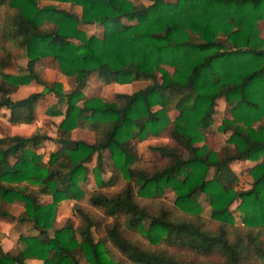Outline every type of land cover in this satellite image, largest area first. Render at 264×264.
I'll return each mask as SVG.
<instances>
[{"label":"trees","instance_id":"obj_1","mask_svg":"<svg viewBox=\"0 0 264 264\" xmlns=\"http://www.w3.org/2000/svg\"><path fill=\"white\" fill-rule=\"evenodd\" d=\"M57 2L78 5L79 15ZM1 4L8 13L0 18V108L8 111L10 122L29 123L39 99L52 94L55 103L46 110L62 115L57 124L62 133L45 156L35 150L51 139L43 132L0 136V216L28 221L36 231L18 235L14 252L0 245V264H31L26 259L80 264L79 256L88 264H118L113 251L135 264H244L251 249L264 264V242L258 237L264 234V0ZM80 23L100 24L101 35L87 34ZM46 56L73 78L68 90L57 80H45ZM11 57L25 63L5 72ZM90 73L102 84L148 82L110 99L84 96ZM31 81L41 89L9 96ZM218 97L227 114L216 130L229 133L216 148L209 144L216 135L208 131ZM75 127L90 130L92 141L70 138ZM162 132L179 150L151 146L161 162L140 161L136 142ZM92 154L94 183L86 187L85 162ZM258 158L247 169L249 187L235 188L230 163ZM104 168L109 170L105 178ZM165 189L171 191L170 203L162 198ZM201 195L208 205L205 217L217 224L214 229L203 226ZM63 199L72 201L78 223L66 218L50 235ZM236 199L239 223L230 208ZM148 200L157 204L150 206ZM11 204L21 206L15 216ZM90 208L98 209L101 218ZM229 227L245 228L246 240L238 233L229 240ZM99 228L102 233L95 238ZM170 247L221 258L194 262Z\"/></svg>","mask_w":264,"mask_h":264},{"label":"rangeland","instance_id":"obj_2","mask_svg":"<svg viewBox=\"0 0 264 264\" xmlns=\"http://www.w3.org/2000/svg\"><path fill=\"white\" fill-rule=\"evenodd\" d=\"M172 1V0H169ZM39 4L53 2V0H38ZM133 3H142L146 4L149 0H132ZM57 5L73 11L77 15L80 13V7L78 5H70L67 2H57ZM8 13V9L5 5H0V18L4 17ZM87 34H94L96 36H100L102 33V27L98 23H89V24H78ZM264 32V31H263ZM3 44L2 37L0 36V53H1V46ZM12 53H15L13 51ZM44 62V78L47 81L57 80L62 84V87L65 90L70 88V85L73 81L72 77L65 76L62 74L57 66V63L54 58L50 56H46L43 58ZM25 63L24 58H15L11 57L9 60V64L3 67V71L5 72H15L18 68V65H23ZM148 81L147 80H137L128 83H116L110 82L107 84H102L96 77L95 74L90 73L88 75L86 85L82 89L84 96L90 95H99L104 99H110L115 96L116 93L120 92H131L135 89L143 87ZM41 85L37 84L34 81L29 82L25 85H20L15 91L9 93V96L12 98H19L31 91H36L41 89ZM55 97L52 94H44L36 104L35 107V114L34 118L29 123H12L8 120V111L4 108H0V136L7 135V134H21V135H29L34 131L38 130L50 136L51 139H46L40 145L35 147V150L38 152H42L43 155H47L49 151H51L55 147V143L53 141L54 138L60 135L61 130L57 127V124L60 122L62 115H54L47 113L46 107L51 103H55ZM80 103V101H78ZM171 115L174 114V111L169 112ZM226 108L224 105L223 98L218 97L215 100L214 104V111L212 113V123L209 128V133H214L216 135V140L210 139L209 144L212 147H219L222 143H224L225 138L228 136L229 130L225 132H217L216 125L220 122L221 118L226 115ZM70 138L75 139H83L86 141H91L93 134L90 130L75 127L71 129L68 134ZM136 150L139 156L140 161H151L160 163L159 154L156 150H152L151 146H158L164 145L175 150H179V147L172 141L165 132H162L160 135L156 137H150L142 140H138L136 142ZM230 146V145H229ZM103 158L108 162L109 156L107 150H103L101 152ZM257 160H249V159H241V160H234L230 163L231 169L234 171L236 175L235 181V188L242 189L248 188L251 183V176L248 173L247 169L253 165ZM94 164V154H92L91 159L85 162L88 170L86 173V180L84 181V185L86 187H90L93 185V175L91 172V167ZM102 177H107L109 175L108 168H104L103 172L101 173ZM48 196L42 195L41 199L46 200ZM165 201L171 202L172 194L169 189H165L164 195L162 197ZM199 201L202 205V223L203 226L209 229H214L217 224L210 221L205 215H208V205L204 197L201 195L198 197ZM157 200H148L147 203L150 206H155ZM238 199L234 200L230 204V208L232 209V214L234 221L236 223L240 222L239 212L234 208L237 204ZM71 204L72 201L69 199L61 200L55 210L53 222L51 228L48 229V233L51 235L52 230L56 227H59L63 224L66 218H71L74 222V225L78 223V215L76 213L71 214ZM87 206V205H86ZM9 211L15 216L18 210L21 209L19 204H11L8 206ZM91 214L96 218H101L100 211L98 209H89ZM147 220H143V224L146 225ZM228 238L232 240L236 237V234H240L245 237L247 231L243 227H229L228 229ZM36 231L31 227V223L28 221L21 222L16 218H9L0 216V245L3 250H8L10 252H14L17 249V237L20 234H33ZM254 232V231H253ZM100 233H102L101 229H95L93 232V236L96 238ZM252 233V232H251ZM259 239L264 242V234L263 237L259 234ZM139 242L143 245H146L145 240L142 236L137 237ZM246 240V237H245ZM168 250L185 259L194 262H201L206 260H217L220 259L216 253H213L211 256L199 255L190 251L185 248H177V247H170ZM114 252V257L118 260V264H135L127 261L126 259L119 256L118 253ZM80 264H88L82 256L78 258ZM28 263H37L39 262L38 259H26ZM263 262L261 259L254 253L253 249H251V253L247 258L244 259V264H262Z\"/></svg>","mask_w":264,"mask_h":264},{"label":"crops","instance_id":"obj_3","mask_svg":"<svg viewBox=\"0 0 264 264\" xmlns=\"http://www.w3.org/2000/svg\"><path fill=\"white\" fill-rule=\"evenodd\" d=\"M86 85V84H85ZM85 87V86H84ZM93 138V137H92ZM92 141V140H91Z\"/></svg>","mask_w":264,"mask_h":264}]
</instances>
